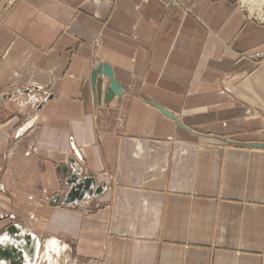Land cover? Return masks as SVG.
Masks as SVG:
<instances>
[{
	"label": "crops",
	"instance_id": "obj_1",
	"mask_svg": "<svg viewBox=\"0 0 264 264\" xmlns=\"http://www.w3.org/2000/svg\"><path fill=\"white\" fill-rule=\"evenodd\" d=\"M240 1L0 0V233L36 264H264V5ZM65 165L101 190L53 204Z\"/></svg>",
	"mask_w": 264,
	"mask_h": 264
},
{
	"label": "water",
	"instance_id": "obj_2",
	"mask_svg": "<svg viewBox=\"0 0 264 264\" xmlns=\"http://www.w3.org/2000/svg\"><path fill=\"white\" fill-rule=\"evenodd\" d=\"M100 72L108 77L111 89L115 90V81L109 68L106 66L95 68L91 74V81L94 83L97 74ZM60 169L65 173L68 172L67 183L70 185V189L63 196L55 194L52 198L53 204H70L76 199H81L85 194H92L93 191L97 193L101 190L99 186L95 190L92 188L95 185V179L91 175L80 176V167L72 169L65 165L61 166ZM0 237V264H36L38 244L30 235L22 234L18 227L11 224L0 234ZM24 237L27 238L26 242H31L29 243L31 249L26 247V244L22 242L21 239Z\"/></svg>",
	"mask_w": 264,
	"mask_h": 264
},
{
	"label": "rangeland",
	"instance_id": "obj_3",
	"mask_svg": "<svg viewBox=\"0 0 264 264\" xmlns=\"http://www.w3.org/2000/svg\"><path fill=\"white\" fill-rule=\"evenodd\" d=\"M240 1V0H239ZM14 2V0H7V2H6V5H5V8H7L8 6H10L12 3ZM241 2V1H240ZM241 5H243V4H241ZM244 7H246V8H248L250 11L253 9V7H255V6H251V8L252 9H250L248 6H245V5H243ZM255 9V8H254ZM257 19L258 20H260V21H264V15L262 14V16L260 17L259 15H257ZM254 56H258V54H255ZM26 143L27 142H25V145H26ZM28 145V144H27ZM26 145V146H27ZM30 145V144H29ZM32 149H34L33 148V146H32Z\"/></svg>",
	"mask_w": 264,
	"mask_h": 264
},
{
	"label": "bare ground",
	"instance_id": "obj_4",
	"mask_svg": "<svg viewBox=\"0 0 264 264\" xmlns=\"http://www.w3.org/2000/svg\"><path fill=\"white\" fill-rule=\"evenodd\" d=\"M242 2L243 3H253V4H255L256 5V7H258L259 9H261V7L264 5V0H242ZM251 5V4H250ZM250 9H252L251 8V6H250ZM1 234V233H0ZM0 239H1V237H0ZM3 243H5L4 241H3ZM50 255V254H49ZM52 257V256H51ZM48 258V257H47ZM51 260V259H50Z\"/></svg>",
	"mask_w": 264,
	"mask_h": 264
}]
</instances>
